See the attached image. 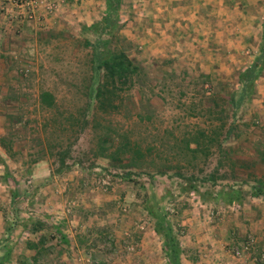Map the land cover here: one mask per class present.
I'll return each mask as SVG.
<instances>
[{
	"label": "rangeland",
	"instance_id": "obj_1",
	"mask_svg": "<svg viewBox=\"0 0 264 264\" xmlns=\"http://www.w3.org/2000/svg\"><path fill=\"white\" fill-rule=\"evenodd\" d=\"M8 1L0 264L38 249L40 264H227L191 233L233 203L264 216V0H57L33 19ZM118 53L136 70L114 89L97 68ZM122 134L135 158L110 157ZM258 227L232 241L229 264H264Z\"/></svg>",
	"mask_w": 264,
	"mask_h": 264
},
{
	"label": "crops",
	"instance_id": "obj_2",
	"mask_svg": "<svg viewBox=\"0 0 264 264\" xmlns=\"http://www.w3.org/2000/svg\"><path fill=\"white\" fill-rule=\"evenodd\" d=\"M79 1L80 2L82 1V3H84L87 0H85V1L84 0H79ZM73 2L74 1L71 0L69 3H73ZM9 8H10V4H9L8 0H0V23H5L7 12L9 10ZM258 14H259V12H258ZM259 92L264 93V90H263V92H262V90L259 91ZM241 205H242L241 203H238V204L237 203H233L232 206L228 205L227 206V211H225V214H227L225 216H227V218L224 215H222L224 220L221 219V218H218V219L215 218V221L214 220L212 221L214 223L211 226V229L208 228V227L206 228L207 230H209L208 233H206V234L202 233V235H201L200 231L191 233V235H192L191 238L193 240H196L197 242H198V239L201 238V239H205L206 240L205 236H209V238H210V240H209L210 242L209 243L215 245L216 247L219 246L221 251H223V252H224V249L225 250L227 249V260H225V261H227V264H229L228 261L230 259H232V258H230L231 256L228 255V254H230L231 247H233L232 246V241H234V240L237 241V239L240 237V235L242 236V234H243V237H244L247 234L246 233L247 232L246 231L247 227H248V230H255L256 228L257 229L260 228V227H258V224H260V223L263 224L264 216H261V215H260V217H263V218H259L258 220L255 218L256 223L254 222V220L249 222L248 219H246L244 217L248 213L243 214V211L245 210V208L241 207ZM242 206H244V203H243ZM233 207H234V209H236V207L239 208L238 209L239 216H237V211H234ZM199 213L200 212H197L198 215H200ZM193 219L202 220L201 218H197L196 216L191 215L189 218L186 219V221L189 223ZM211 219H212V217H211ZM204 221H205V219H204ZM208 222L210 224H212V222L210 220ZM204 223L206 224V222H204ZM223 223H225L226 225H223ZM192 231H194V230H192ZM244 232H245V234H244ZM260 232L261 231L259 230L258 233L260 234ZM195 234L197 236H195ZM201 242H203V241H201ZM225 245H227V248H226ZM222 246H224V247H222ZM221 247L223 248V250H222ZM204 249L206 251L205 247H204ZM208 249L207 250L209 251L210 256H212V254H213L212 247L210 246V247H208ZM221 251H220V255L216 256L217 258H219L218 256H223L224 257L226 255V254H223ZM190 259H191V262H189L188 260H183V261H184L185 264H195V262L193 260L194 258H190ZM240 261H242V262H238V261L237 262L239 264H245L246 259H241ZM232 264H234V263H232Z\"/></svg>",
	"mask_w": 264,
	"mask_h": 264
},
{
	"label": "trees",
	"instance_id": "obj_3",
	"mask_svg": "<svg viewBox=\"0 0 264 264\" xmlns=\"http://www.w3.org/2000/svg\"><path fill=\"white\" fill-rule=\"evenodd\" d=\"M97 70L103 71L104 75L106 76L107 79L110 80L111 87L116 88V82H119L121 84L124 83V80H126L127 76L131 73H133L136 68L133 67L132 63L130 60L127 58V56L124 53H118L115 54L114 56H111L109 58H106L102 61L100 66L97 68ZM249 71L243 73L241 75V81H245L249 77ZM106 88L105 91H99L97 94V101L99 105L102 106V98L105 96L106 93ZM39 103L41 106L46 107V108H51L54 105V98L50 93L43 92L39 95ZM80 122H84V124H87L88 121L85 117V114H82V117L79 119ZM111 128L106 127L105 132L101 135L99 138L100 144L102 145L103 143H108L109 139L111 138L110 133H111ZM118 134V133H116ZM136 146V145H135ZM103 150H105L104 147H102ZM136 149L137 151H135ZM192 150V149H191ZM140 152L138 148L134 147L131 144V141L124 135H120V139L118 142V145L116 149L113 151V153L110 154V157L112 159H117L120 155H125L127 156L126 158H135L134 156ZM133 156V157H132ZM44 239H39L38 244L43 245ZM29 247L36 249L37 247L33 244L29 243ZM42 251L38 249L36 253L30 258L32 264H40V255ZM173 262H178V256L174 254L172 257Z\"/></svg>",
	"mask_w": 264,
	"mask_h": 264
},
{
	"label": "built area",
	"instance_id": "obj_4",
	"mask_svg": "<svg viewBox=\"0 0 264 264\" xmlns=\"http://www.w3.org/2000/svg\"><path fill=\"white\" fill-rule=\"evenodd\" d=\"M12 4L23 10L27 19H33L38 8L43 7L46 13L52 12L57 6V0H12Z\"/></svg>",
	"mask_w": 264,
	"mask_h": 264
}]
</instances>
